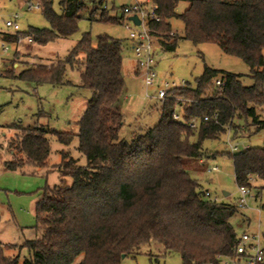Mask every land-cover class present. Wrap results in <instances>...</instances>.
Here are the masks:
<instances>
[{"label": "trees", "instance_id": "16d2710c", "mask_svg": "<svg viewBox=\"0 0 264 264\" xmlns=\"http://www.w3.org/2000/svg\"><path fill=\"white\" fill-rule=\"evenodd\" d=\"M39 1L49 28L30 27L21 36L40 46L76 34L89 6H93L88 16L92 23L124 25L128 20L125 15L111 16L103 0H61L59 12L52 0ZM181 1L152 0L162 19L152 26L167 34L166 50L174 52L178 46L177 35L168 33L170 21L181 19L183 39L194 45H217L225 55L241 59L250 67L254 85L244 86L241 75L206 68L197 90L185 93L195 102L180 109L181 121L173 117L176 103L167 101L155 127L126 141L121 137L125 121L120 105L125 95L121 40L101 35L95 46L91 34L84 33L66 59L25 69L18 79L59 85L68 67H78L81 87L91 92L92 99L78 123V134L9 127L18 133L9 142L12 160L4 167L23 173L28 168L32 174L46 167L51 154L48 137L53 134L65 146L77 137L78 151L87 163L80 166L63 154L68 161L59 167L60 184L46 186L36 203L35 229L41 236L21 246L0 241V264H75L80 257L77 264H123L155 244L166 254L179 255L183 264L216 263L218 257L235 256L239 237L232 219L237 206L206 198L201 183L185 169V160L204 158L207 140H220L229 132L235 140L247 136L234 122L237 117L251 119L254 133L264 131V120L248 106L264 103V0H188L186 11L178 14ZM218 76L226 85L214 89L212 82ZM212 88L214 94L207 95ZM194 119L199 121L197 129L189 126ZM228 155L239 187L251 189L257 180L264 183V147ZM16 249L17 256L7 255ZM24 250L28 257L21 260Z\"/></svg>", "mask_w": 264, "mask_h": 264}, {"label": "rangeland", "instance_id": "374dc122", "mask_svg": "<svg viewBox=\"0 0 264 264\" xmlns=\"http://www.w3.org/2000/svg\"><path fill=\"white\" fill-rule=\"evenodd\" d=\"M53 8L59 12L61 0H52ZM101 0H97L99 3ZM137 0H103V8L109 9L110 15L123 17V8ZM144 2L146 0H138ZM152 6V3L150 4ZM189 6L188 0H182L177 8L182 14ZM151 8V7H150ZM93 6L85 12L79 23V30L69 38H61L46 46L37 43L30 44L28 38H23L20 44L4 41L2 35L8 33L4 20L12 13L20 12L21 32L33 28H49L48 22L42 13L27 11V6L21 0H0V239L10 245H23L28 240H36L41 236L37 231L36 203L46 186L54 188L60 184L59 167L72 158L78 165L85 166L86 157L78 151L79 141L74 137L69 146L59 142L57 135H49L51 154L46 167L12 172L4 169V162L11 160L9 142L16 138L17 126L21 129L44 127L57 133H79V122L83 118L92 94L88 89L81 87V73L78 67H68L64 82L59 85L34 83L20 80L18 76L27 68L38 65H50L58 60L66 59L70 52L79 44L84 33H90L93 44L98 45V37L108 35L122 41L123 69L129 73L125 76V95L121 102L125 121L121 130V137L131 141L135 133H141L148 128L155 127L161 118L162 103L145 97V88L141 81L131 77L135 68L134 56L128 46V32L123 25H107L101 22H90L88 16ZM172 33L177 35L178 46L174 52H162L160 72L168 80L187 81L192 87L205 73L206 68L229 72L243 76L242 83L249 87L254 85L250 77L251 69L241 59L225 55L214 44L194 45L183 39L185 26L181 19L170 21ZM3 45L7 52L3 51ZM18 54V55H17ZM8 63V69L7 64ZM264 72V70H263ZM214 89L208 90L212 96ZM188 97V96H187ZM255 108L260 120H264V103H249ZM182 116V112L178 111ZM234 122L244 128V138L232 139L227 135L220 140H207L203 143L206 152L200 160L186 159L185 169L189 176L201 183L204 191H209L213 198L221 202L237 206L238 213L232 219V224L238 237L247 233L251 236H260L264 244V185L262 181H254L247 196L245 207H238L240 187L236 184L234 166L229 149V139L232 143L247 144L251 148L264 147V131L254 133L256 127L252 120ZM19 134H21L19 132ZM251 134V135H250ZM250 135V136H249ZM213 168H217L213 171ZM72 184V179H67ZM228 193L229 196H225ZM7 255L15 257L19 250L7 251ZM28 257V251L21 253V260ZM80 257L75 264L81 261ZM123 264H183L176 254H166L164 249L155 244L143 249L136 257H128Z\"/></svg>", "mask_w": 264, "mask_h": 264}, {"label": "built area", "instance_id": "2783aa9c", "mask_svg": "<svg viewBox=\"0 0 264 264\" xmlns=\"http://www.w3.org/2000/svg\"><path fill=\"white\" fill-rule=\"evenodd\" d=\"M12 1V0H10ZM26 4L27 11L42 13V5L39 0H21ZM152 3V6L150 5ZM151 7V8H150ZM123 14L128 17L124 23V27L128 32V46L134 56L135 68L131 72V77L142 82L145 88V97L150 100H155L165 104L167 101H174L176 103L177 111L174 114V119L182 120V116L178 111L195 102L192 98L186 96L185 93L197 90V86L192 85L187 81L168 80L160 72V62L162 52L166 51L163 44L164 37L167 34H162L153 28L154 23H160L161 17L157 13V7L152 0L144 2L136 1L131 5H126L123 8ZM132 17H137L139 24L131 20ZM21 19L20 12L12 13L6 20L4 26L8 33L2 35L4 41L6 36L19 37L15 42L20 44L23 40L21 36ZM169 36L174 37L176 34L170 32ZM30 44L35 43L32 38L28 37ZM7 47L3 45V51L7 52ZM129 76L127 71L123 69V77ZM226 85L225 79L221 76L216 77L212 82L214 89H221ZM204 121H209V117H205ZM189 126L193 129L199 127L198 120H192ZM231 137V132L228 133ZM247 144L232 143L229 139L230 154H237L249 149ZM216 171L217 168H213ZM240 198L238 207H245L247 204V196L250 195V189L240 187ZM205 197L219 202L218 199L213 198L209 191H205ZM264 262V244L261 237L256 235H249L244 233L239 237V243L236 246L235 256H221L218 257L217 262L207 264H262Z\"/></svg>", "mask_w": 264, "mask_h": 264}, {"label": "water", "instance_id": "95a60500", "mask_svg": "<svg viewBox=\"0 0 264 264\" xmlns=\"http://www.w3.org/2000/svg\"><path fill=\"white\" fill-rule=\"evenodd\" d=\"M131 20L134 21L136 24H139V23H140L137 17H132ZM224 195H225L226 197L229 196L228 193H224Z\"/></svg>", "mask_w": 264, "mask_h": 264}, {"label": "crops", "instance_id": "0c3cea01", "mask_svg": "<svg viewBox=\"0 0 264 264\" xmlns=\"http://www.w3.org/2000/svg\"><path fill=\"white\" fill-rule=\"evenodd\" d=\"M18 55V54H17ZM7 64V69H8V63H6ZM10 153H11V156H12V152L10 151ZM11 160H12V157H11ZM8 161H10V160H8ZM5 162H7V161H5ZM5 162L3 163V164H5ZM4 166V165H3ZM4 169L5 170H7L5 167H4ZM0 241L3 243V244H6V243H4L1 239H0ZM7 245H10V244H7Z\"/></svg>", "mask_w": 264, "mask_h": 264}]
</instances>
